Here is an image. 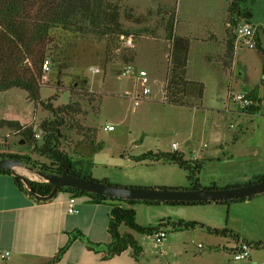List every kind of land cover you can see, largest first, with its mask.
<instances>
[{"label": "rangeland", "instance_id": "rangeland-1", "mask_svg": "<svg viewBox=\"0 0 264 264\" xmlns=\"http://www.w3.org/2000/svg\"><path fill=\"white\" fill-rule=\"evenodd\" d=\"M229 1L111 0L118 9L121 32L132 38L129 48L119 44L116 34L53 30L55 44L49 49L39 97L54 113L40 103L30 102L22 90L0 92V153L46 166L48 161L40 146L48 138L51 146L71 159L89 160L93 164L91 177L96 181L122 187L190 189L186 171L160 162L136 163L130 158L146 151L172 152L171 144L176 143L186 160L212 158L203 161L197 175L201 187L242 186L256 176H264V85H260L264 57L255 48L240 43L233 63L235 83L231 85L218 71L202 63L203 51L211 49L194 45L188 75L203 83L199 108L162 102L170 48L168 24L174 19V27L184 16L194 23L219 17ZM244 7L248 19H238L237 24L257 25L264 49L259 32L264 33V0H246ZM140 71L145 73L149 90L146 95L140 94ZM254 85L258 86L260 99L257 113L226 115V119L224 112L216 114L224 108L225 91L228 104L242 112L230 96ZM50 126L58 129L57 135L49 131ZM26 127L31 128L28 138L21 133ZM14 171L32 181L42 180L22 165ZM250 200L245 205L210 202L190 206L136 202L132 209L138 225L169 223L160 229L165 232L161 243L153 235L133 233L142 249L137 264H264L261 249L250 250L246 260H232L234 242L205 230L236 229L247 242H264V194ZM178 221L196 222L203 227L171 229V224Z\"/></svg>", "mask_w": 264, "mask_h": 264}, {"label": "trees", "instance_id": "trees-1", "mask_svg": "<svg viewBox=\"0 0 264 264\" xmlns=\"http://www.w3.org/2000/svg\"><path fill=\"white\" fill-rule=\"evenodd\" d=\"M246 0H230L226 7V41L223 54L222 68L229 67L233 59L235 37L232 29L237 24L238 19L247 21V9L244 7ZM115 3L111 0H0V92L10 89L22 90L27 99L34 103H40L52 113L54 109L40 101L39 89L42 87L44 62L50 48L55 44L53 30L60 28L63 31H74L86 34L96 32L101 35L116 34L126 35L120 30L118 22V11ZM174 19L167 26L168 40L170 42L168 65L165 73V82L162 88V102L177 107L188 109H198L202 98V84L195 81H189L185 78V67L188 50V40L180 38L173 33ZM255 50L264 57V50L260 47L257 36L254 38ZM262 79L260 85H264V67L262 69ZM85 83V80H83ZM258 86L245 92V96L252 104L242 112L253 115L259 111L260 99L257 97ZM71 111H75L71 109ZM12 125V122H4ZM0 124H3L0 122ZM14 124V123H13ZM15 125H17L15 123ZM50 125V124H48ZM17 128L18 125L16 126ZM44 128L43 125L40 126ZM50 130L58 134V129L50 126ZM22 134L26 138L31 136V128L22 129ZM93 145V140H90ZM94 150V149H93ZM40 152L48 161V164L36 166L28 162V158L4 155L0 153V159H18L21 165L32 172H45L53 175H69L86 180H94L91 177L90 168L93 164L89 160L75 161L56 147L51 146L50 140H43L40 146ZM134 162L144 161L160 162L162 164L173 165L187 172L186 180L191 190L197 189H216L214 184L208 187H201L197 175L199 174L203 161L186 160L183 154L178 151L172 152H152L146 151L138 156L130 157ZM0 174L11 176L14 186L25 192L35 202H45L42 200L47 197L51 191V185L42 180L32 181L25 177L20 179L13 176L8 170H0ZM264 179V176H256L245 184H251ZM96 181V180H94ZM107 184L105 180L100 181ZM243 184V185H245ZM227 186L225 188L237 187ZM64 191L73 197L85 196L92 204L106 203L109 206L107 217V233L109 242L106 244H93L89 242L81 233L74 232L69 235L66 244L61 247L56 254L46 264H57L62 258L73 239L84 241L86 248L90 251L101 252L102 260H109L118 256L127 249L131 250L132 259L137 262L142 249L132 236V233L138 235H153L161 228L168 226L169 223L159 224L154 227H144L136 223L135 212L132 205L136 202H142L145 205L157 206L164 205H204L208 202H148L120 200L116 198H106L100 195L85 193L71 188H61L58 192ZM54 196V195H53ZM52 196V197H53ZM254 196L230 200L217 201L216 204L238 203L244 200H250ZM48 201V200H47ZM194 226L203 227L196 222H181L171 224V229H186ZM123 227L126 231L121 232ZM205 230L214 235L229 237L234 244L239 242L237 236L231 231L223 228L221 230ZM246 242L250 250H264V242ZM101 250V251H100Z\"/></svg>", "mask_w": 264, "mask_h": 264}, {"label": "crops", "instance_id": "crops-1", "mask_svg": "<svg viewBox=\"0 0 264 264\" xmlns=\"http://www.w3.org/2000/svg\"><path fill=\"white\" fill-rule=\"evenodd\" d=\"M227 4L228 2H225L224 7L221 9L222 11H219V17H212L194 23L190 18L184 16L180 24L178 23L173 27L175 36L188 40L185 67V78L187 80L203 84L200 79L188 75V69L192 65V49L194 45H198L211 49L206 52L202 48L204 51L200 58L204 66H209L213 70L218 71L222 77L227 78L228 83H231V85L235 83L233 81V63L236 52L240 48L238 40H234L231 64L229 67L224 68L226 72L221 70L226 41L225 17ZM251 26L254 28L253 38H255V35L257 36L260 47L263 49L261 38L257 33V25ZM259 32L264 38V33L262 31ZM263 67L264 62L261 64L260 71H262ZM253 87H250V89ZM227 89L226 85V91ZM226 91L224 108H222L221 112L219 109L218 111L216 110V114L219 115V113L223 114L224 112V119H226V115L236 116L240 115L239 113L245 115L243 112H237L228 104ZM171 150L180 152L176 149V146L175 149ZM230 157L232 155H229ZM192 160L210 161L212 158L196 156ZM69 196V193L60 191L48 201L35 202L25 192L18 190L14 186L11 176L0 174V254H8L6 259H0V264H46L66 244L69 235L74 234V232L81 233L93 244L108 243V204H92L85 196L74 197L73 207L75 211L68 213ZM251 201L244 200L238 203L245 205L250 204ZM233 230L231 232L240 239L239 241L244 240L239 237L238 230ZM120 231L124 232L126 229L121 227ZM131 234L134 236L132 232ZM101 255V252L88 250L84 241L73 239L57 264L138 263H135L132 259L129 249L109 260H102Z\"/></svg>", "mask_w": 264, "mask_h": 264}, {"label": "water", "instance_id": "water-1", "mask_svg": "<svg viewBox=\"0 0 264 264\" xmlns=\"http://www.w3.org/2000/svg\"><path fill=\"white\" fill-rule=\"evenodd\" d=\"M18 159H0V170H8L20 179L14 169L19 168ZM51 187L50 194L42 200L47 201L61 188H71L85 193L100 195L106 198L148 202H217L248 198L264 194V179L251 184L230 188L216 189H171V188H136L104 184L100 181L86 180L69 175H53L45 172H35Z\"/></svg>", "mask_w": 264, "mask_h": 264}, {"label": "built area", "instance_id": "built-area-1", "mask_svg": "<svg viewBox=\"0 0 264 264\" xmlns=\"http://www.w3.org/2000/svg\"><path fill=\"white\" fill-rule=\"evenodd\" d=\"M233 33L235 35V39H238V43L241 45H244L247 48H254V28L250 26L249 24L241 23L237 24L234 29ZM119 44L123 46L124 48H129L132 46V38L129 35H118ZM241 41V42H240ZM47 62H44L42 65L43 70L45 71L47 69L46 67ZM137 80L139 81V84L141 85V95H146L149 90L145 86L146 78L145 73L140 71L137 74ZM230 101L233 104H236L238 108L245 109L246 107L250 106L252 102L245 96V93H235L230 96ZM108 130H111L112 127L108 126ZM37 137L38 135H34ZM176 144H171V149H175ZM74 197L72 195L68 198V207L67 212L73 213L74 207H73ZM155 241L158 243H161L162 240L165 239V232L162 230H158L153 234ZM250 252V246L243 241H239L236 244H233L232 246V260L238 261V260H246L249 257ZM8 254H0V259H6Z\"/></svg>", "mask_w": 264, "mask_h": 264}]
</instances>
